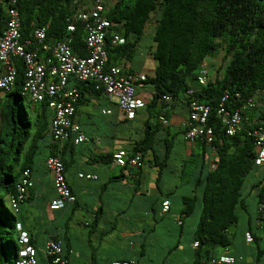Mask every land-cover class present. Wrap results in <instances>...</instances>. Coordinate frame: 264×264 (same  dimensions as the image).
<instances>
[{"label":"trees","instance_id":"obj_1","mask_svg":"<svg viewBox=\"0 0 264 264\" xmlns=\"http://www.w3.org/2000/svg\"><path fill=\"white\" fill-rule=\"evenodd\" d=\"M91 2L92 0H0V32L7 19V8L14 7L19 15L21 39L30 38L34 28L43 26L46 29L45 43L53 45L58 41L68 40L75 54L85 56V29L77 14ZM102 2L103 14L110 22L106 27L104 40L107 66L123 65L124 61L134 60L138 53V43L146 30L152 29L153 44L149 47V52L155 61V67L153 74H145L142 82L143 87L149 89L150 96L143 94L147 101L135 109L132 118L123 115L119 123L135 121L133 127L128 129L135 130L136 138L131 140L130 148L124 149L130 153H140L142 167L145 162L153 167L155 187L160 194L158 201H162V208L164 201H168L167 208L171 202L160 199L165 195L159 185L161 176L164 171H171L170 159L178 162V182L186 188L180 194L178 223L181 222V225L182 221L195 212L197 214L191 235V264H209L211 259L225 255L216 254L215 249L228 248L233 244L234 231H231V226L236 225L241 217L249 227L247 234L251 240L257 241L252 230L258 229L255 220L264 207V186H260L257 191L254 214L248 207L242 187L255 167L261 169L264 177V164H256L254 138L249 134L259 125L264 128V0ZM70 23L74 25V30H68ZM114 35L122 37L123 41L113 43ZM220 52L221 64L216 68L213 79H207L203 85L198 84L197 75L202 65L205 66V59ZM45 54L51 56L50 51ZM13 65L16 71L13 84L9 89L0 91V101L3 98L9 100L7 104L0 106V264L16 263L19 249L23 246L20 237L22 231L27 234V244L34 248L38 264H48L49 258L45 251L38 250L35 238L31 232L28 234L24 230L25 225L17 216L22 211L23 204L28 202L26 194L32 185L27 188L23 198L18 200V184L26 169L32 177L31 173L36 165L42 164L49 173L44 165L45 158L49 155L61 160L66 175L67 168L75 160V155H78L77 145L87 140L94 141L88 138L80 123L74 119L78 107L88 97H110L97 81L70 80L79 93L74 103L72 119L79 124L87 139L79 143H75L72 137L58 140L52 136L49 126L52 108L46 100L32 102L23 93L24 62L15 56ZM3 92L4 95H1ZM225 92V108L230 111L238 109L242 116L240 129L232 135L226 133V125L217 113L218 104ZM165 95L170 99L164 100L162 97ZM193 99L209 106L205 124L210 128L211 134L188 140L184 138L188 118L186 126L173 128L168 122V116L171 107L178 103L184 104L189 114L188 104ZM249 100L254 103L252 107H246ZM114 104L117 107L116 102ZM142 107H145L146 114L136 120ZM113 151L99 155L110 161ZM121 168L125 169L127 166ZM124 176L123 173L112 175L102 183L91 228L97 226L102 215V192L107 184ZM67 183L74 193L68 180ZM12 198L17 201L15 210L10 205ZM77 203L75 195L74 202L64 206ZM252 220L254 224L250 228ZM182 227L183 225L179 226L180 229ZM48 238L60 241L63 253L68 258L69 243L64 234L62 240L55 236ZM92 252H95L93 247ZM263 252L264 246L262 249L257 248L256 258Z\"/></svg>","mask_w":264,"mask_h":264},{"label":"crops","instance_id":"obj_2","mask_svg":"<svg viewBox=\"0 0 264 264\" xmlns=\"http://www.w3.org/2000/svg\"><path fill=\"white\" fill-rule=\"evenodd\" d=\"M141 56L142 53L138 52L134 60L130 62L124 61V69L147 74L141 71L143 65L140 59ZM137 93L139 95L145 94L147 97L150 96L149 89L143 87V83L139 84ZM108 101L110 102L111 98ZM106 108L110 110L107 114L111 115L107 120L108 123L116 125L114 123H119L122 120L123 114L116 106ZM187 118L188 108L184 104L178 103L171 107L168 122L173 128L186 126ZM74 119L79 123L76 114ZM84 132L88 138L90 137V139L94 140L95 151H92L94 156L84 152L81 155H75L76 158L73 163H84L87 166L86 169L73 170L69 166L66 171L67 180L77 197L78 203L73 204V206L66 205L59 209H50L49 201L55 196L51 175L44 169L42 164L36 165L31 173L33 184L26 194L28 202L24 203L21 209L25 214L24 220L26 224H24V230L30 234L31 220L40 218L44 223H48L47 226L50 227L49 229L45 228L44 232H46V235L43 237L42 242L46 238L53 236L62 240V234H64L69 243V264H74L72 260L82 253L86 255V259L89 258V264H113L116 261L120 263L125 261L126 264H191L193 253L191 235L197 215L196 212L187 220L182 221L181 225L183 227L181 229H177V227L181 226V222L178 223V212H172L171 205L165 211L162 210V201H158L159 198L156 196L158 189L155 187L154 178H152L153 183L144 181L143 169L145 166L141 169L133 167L122 169L120 166L114 165L111 160L102 158L100 156L101 153H110L116 148H124V146L109 145L108 142L104 141V137L115 138L114 135L108 136L105 134L104 137L102 135L97 140L93 136L88 135L86 131ZM126 138L131 142L136 136L129 135ZM176 163L178 164L177 161L174 162V164ZM116 167H119L118 175L123 173L125 176L120 180H114L107 184L102 192V215L97 226L91 228L93 227L92 220L98 206V196L102 183L109 176L116 174ZM79 172L95 174L96 178L86 179L78 177ZM262 174L261 169L255 167L251 171L250 180L246 184L249 192L246 193L245 198L250 201L248 207L252 214L256 213L257 202L255 200L257 191L260 186H264ZM172 177L169 174L165 178L167 180L166 183L164 179L161 182L160 188L165 195L160 199L163 201L169 200L171 202V199L169 196L166 197V194L171 195L178 191L180 193L185 192V187L178 189L176 185H173L171 182ZM98 180L101 183H96ZM36 209L39 210V213L34 216ZM79 212L80 215L78 216ZM255 221L258 229L253 228L252 232L258 238L257 241L246 240L249 227L241 217L239 222L242 224L237 229L238 235L234 236L232 247L216 248V254L234 256V264H264V252L256 258V249H262L264 246V207L259 213V218ZM251 223L250 228L253 227V220ZM87 227H90L89 229L92 231L89 229L82 233L77 231L78 228L86 229ZM116 239L120 242L121 249L126 250L130 258H126L120 253L115 255L114 251L110 249V244ZM122 239H128V242L122 244L120 241ZM156 245L158 249H155ZM92 247L95 252H92ZM79 249H82L81 253Z\"/></svg>","mask_w":264,"mask_h":264},{"label":"built area","instance_id":"obj_3","mask_svg":"<svg viewBox=\"0 0 264 264\" xmlns=\"http://www.w3.org/2000/svg\"><path fill=\"white\" fill-rule=\"evenodd\" d=\"M104 5L102 0H92L85 9L80 10L77 18L83 23L85 29V49L87 54L79 56L75 54L68 40L58 41L53 45L44 42L45 27L40 26L33 29L30 38L21 39L19 31V15L14 7L7 8V19L0 32V91L9 89L15 76L13 57L18 56L24 62V83L23 93L32 102L46 100L48 106L52 108L53 115L50 119V131L52 136L58 140H67L72 137L75 143L83 142L86 135L80 130L77 122L73 121L74 103L78 99L79 93L71 81L93 80L99 82L104 93L112 98H117L118 109L127 118H132L136 108L141 107L147 97L139 95L137 89L145 79V74L130 72L124 69L121 64L106 65L107 53L104 47L106 27L109 25L108 19L103 14ZM68 30H74V25L70 23ZM113 43H121L122 37L114 35ZM41 51L44 53L42 54ZM51 52L47 56L45 52ZM208 73L204 64L197 75V83L205 84ZM191 92V90H189ZM224 93L218 104L217 113L226 125V133L232 135L240 129L242 116L240 110H228L224 106ZM169 100V96L162 97ZM254 105L252 100L246 103V107ZM188 128L184 138L192 140L198 136H210L211 130L206 126L205 121L209 111V106L205 103L191 100L188 104ZM243 106V108H246ZM102 113H109V109H102ZM249 134L254 138L256 151V164H264V128L257 126ZM111 161L120 167H142L143 160L140 153H130L120 147L113 151ZM44 165L51 174L55 196L49 201L50 209H59L64 204L73 203L75 195L70 190L67 183L64 165L61 160L49 155L45 158ZM79 177L86 179L95 178V174L78 173ZM32 185V177L29 170L23 172V176L18 184V200L22 199L27 188ZM10 205L14 210L17 201L10 199ZM168 201L163 202L162 210L165 211ZM21 242L23 246L19 249V258L15 264H38L35 257L34 248L27 244V234L21 232ZM246 240L251 241L249 234ZM196 242H194V246ZM44 251L49 258L48 264H69L68 258L63 253L60 241L48 238L44 242ZM234 258L228 255H220L217 259H211L209 264H233Z\"/></svg>","mask_w":264,"mask_h":264},{"label":"rangeland","instance_id":"obj_4","mask_svg":"<svg viewBox=\"0 0 264 264\" xmlns=\"http://www.w3.org/2000/svg\"><path fill=\"white\" fill-rule=\"evenodd\" d=\"M151 32H152V29L148 28L146 30L145 35L141 39V41L138 43V52L142 53V56L140 58L142 60V64H143L141 71H144L148 75L153 74L154 67H155V61L149 52L151 49L149 47H151V45L153 44V41L151 38ZM136 56H135V58H136ZM221 57H222V52L214 55L212 58L207 57L205 59V69L207 70V73H208V79H213V77L215 75L216 68L221 64ZM140 91H141V89H140ZM1 95H4V92L1 93ZM116 100H117V98L112 97L111 103H110L108 101V99H106L103 96L88 97V100L83 102V104H81L78 107L76 116L79 119V123H80L81 127L83 128L84 131H86L88 133V135L93 136L97 140L102 135H103L102 137H104L105 134L108 136L114 135L115 138L104 137V141L108 142L109 145H112V144L122 145L125 148H130L131 142L126 137L129 135H135L134 129H128V128L133 127L132 124H135L134 123L135 121L122 122V123H117L116 125H111V123H108V121H107L111 115L107 114V113H101L102 108L114 107L115 106L114 103ZM8 102H9V100H7L6 98H3L0 101V106L7 104ZM35 105H36V103H34L33 106H35ZM247 110L250 111L251 109H247ZM145 114H146L145 107H142L139 110V113L137 115L136 120L141 119L142 117L145 116ZM175 142L178 144L177 140H175ZM81 151H82V153L84 152L86 154H92V156H94L93 155V152L95 151L94 142L87 140L83 143H79L76 147V153L78 155H81L80 154ZM74 164H76V163L70 164V169L85 170L87 167L86 164L81 163V162L76 164V165H74ZM169 164H170L171 171H164V173L161 176L159 185L161 187V182L164 180L166 183L167 180L165 178H167V176L169 174H171L173 176L171 179V182L173 183V185H176V187H178V189H181L183 185L179 184L178 178H177L179 166L174 164L173 159H170ZM144 166H145L143 169L144 181L146 183H147V181L152 182V178L155 177L154 176L155 171H154L153 167L151 165H149L148 162H145ZM116 169H117V172L115 175H118L119 174V167H116ZM101 176L104 177L103 174H101ZM249 176L245 179V183L242 187L243 193H247L248 188H247L246 184L250 180ZM96 183H101V181L98 180V181H96ZM180 194L181 193L178 191L177 193L174 192L173 194L169 195V198L171 199V211L172 212H176V213L179 212ZM156 196L160 197V194L158 193V191L156 193ZM248 204L250 205V201H248ZM38 213H39V210L36 209L34 212V216H37ZM17 214H18L17 216L20 219H22L24 224H26V221L24 220V215H25L24 212L21 211V212H18ZM26 214H27V212H26ZM79 215H80V212L78 213V216ZM241 224H242L241 222H238L236 225L231 226V231H234V236L237 234V231H238L237 229L239 228V226H241ZM47 225H48V223H44L40 218L39 219L36 218V220L33 219L30 222V232L33 235V237L35 238V245L39 251L44 250L43 242H42L43 237L46 235V232H44V231H45V228L46 229L50 228ZM49 225H51V223H49ZM89 228L90 227H87L86 229H79L78 228L77 231H79V233H82L83 231H85ZM177 229H179V227H177ZM120 241L122 242V244H126L128 242V239H126V240L122 239ZM230 247H232V245L229 246V248ZM110 249H112L114 251L115 255H118L120 253V255H123L126 258H130V256H128L127 251L121 249L120 242L117 239L113 243L110 244ZM155 249H158L157 245H156ZM79 250H80L79 252L81 253L82 249H79ZM85 257H86V255H84L82 253L81 255L75 257L72 261L74 264H89L90 263L89 258L86 259ZM40 264H43V262H40Z\"/></svg>","mask_w":264,"mask_h":264}]
</instances>
